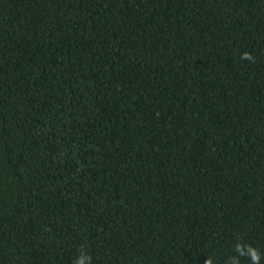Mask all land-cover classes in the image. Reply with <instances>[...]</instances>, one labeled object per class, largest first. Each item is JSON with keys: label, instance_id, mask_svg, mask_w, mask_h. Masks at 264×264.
<instances>
[{"label": "trees", "instance_id": "1", "mask_svg": "<svg viewBox=\"0 0 264 264\" xmlns=\"http://www.w3.org/2000/svg\"><path fill=\"white\" fill-rule=\"evenodd\" d=\"M250 249L264 264V0H0V264Z\"/></svg>", "mask_w": 264, "mask_h": 264}, {"label": "clouds", "instance_id": "2", "mask_svg": "<svg viewBox=\"0 0 264 264\" xmlns=\"http://www.w3.org/2000/svg\"><path fill=\"white\" fill-rule=\"evenodd\" d=\"M242 59L251 60L252 58H251V56L249 54L245 53L244 56L242 57ZM250 252L252 254V260H253L254 264H256V262L258 261L259 257L256 255L255 250L250 249ZM205 264H210V261H205Z\"/></svg>", "mask_w": 264, "mask_h": 264}]
</instances>
